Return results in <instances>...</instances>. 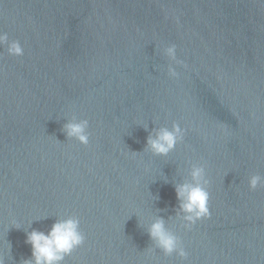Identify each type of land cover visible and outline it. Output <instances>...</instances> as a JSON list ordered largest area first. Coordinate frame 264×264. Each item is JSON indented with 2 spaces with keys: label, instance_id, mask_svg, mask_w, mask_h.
<instances>
[{
  "label": "water",
  "instance_id": "1",
  "mask_svg": "<svg viewBox=\"0 0 264 264\" xmlns=\"http://www.w3.org/2000/svg\"><path fill=\"white\" fill-rule=\"evenodd\" d=\"M0 32L24 49L0 46L5 264L31 256V221L47 233L70 215L85 243L64 264H181L152 250L157 218L183 264H264V187L248 188L264 177V0H0ZM171 44L187 65L177 79ZM72 115L89 121L87 147L62 132ZM173 122L183 143L166 158L144 151ZM197 161L210 215L187 230L175 185Z\"/></svg>",
  "mask_w": 264,
  "mask_h": 264
},
{
  "label": "clouds",
  "instance_id": "2",
  "mask_svg": "<svg viewBox=\"0 0 264 264\" xmlns=\"http://www.w3.org/2000/svg\"><path fill=\"white\" fill-rule=\"evenodd\" d=\"M4 45H7L10 56L24 55V49L18 40L10 42L8 34L0 32V46ZM163 54L170 61L167 69L168 77L179 78L180 73L176 71V67L187 68V65L177 58L176 45L164 47ZM65 119L67 122L63 125L62 132L67 140H74L87 147L90 142L89 121L78 119L75 115ZM144 127L147 129V126ZM185 134L186 130L177 122H173L171 127L154 128L147 137L144 151L151 153L154 157L166 158L178 144L183 143ZM189 164L188 179L175 185L176 199L179 201L177 219L181 222V227L187 230H191L197 221L210 215L208 207L210 181L206 175V165L201 161L189 162ZM258 187H264V177L252 175L248 179V188L256 190ZM34 221L36 220L31 221L30 225L24 228L25 243L31 246V256L22 259L20 264H64L65 257L85 243V235L80 227L81 221L75 215L57 218L47 233L36 229L28 231ZM13 223L16 224L14 228H21L15 221ZM141 226L144 225L141 224ZM147 234L152 241V250L159 249L164 257H172L175 254L181 264L188 261L189 253L185 250L180 236L166 227L162 218L154 219L147 224ZM0 264H5L3 255H0Z\"/></svg>",
  "mask_w": 264,
  "mask_h": 264
}]
</instances>
